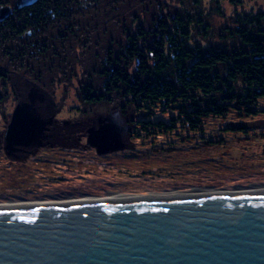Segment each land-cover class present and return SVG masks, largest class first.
<instances>
[{"label":"trees","instance_id":"16d2710c","mask_svg":"<svg viewBox=\"0 0 264 264\" xmlns=\"http://www.w3.org/2000/svg\"><path fill=\"white\" fill-rule=\"evenodd\" d=\"M6 2L12 0H0V5ZM189 7L167 0H30L19 5L0 16V100L8 95L10 74L44 88L64 77L66 86L76 79L81 104L114 102L120 112H129L131 130L137 128L139 138L173 135L182 142L194 140L196 150L225 142L227 133L244 135V120L264 115V9L235 13L232 23L221 28L223 44L203 45L193 39L194 31L207 36L211 23L207 14H194ZM209 121H223L214 136L206 132ZM20 200L28 199L0 202Z\"/></svg>","mask_w":264,"mask_h":264},{"label":"rangeland","instance_id":"374dc122","mask_svg":"<svg viewBox=\"0 0 264 264\" xmlns=\"http://www.w3.org/2000/svg\"><path fill=\"white\" fill-rule=\"evenodd\" d=\"M167 1L207 14L208 35L194 31L193 37L203 45H222L221 28L232 23L235 13L264 9V0ZM9 77L8 95L0 100V200L42 202L39 198L50 195L75 197L76 191L103 195L102 189L148 195L150 190L195 184L221 191L246 184L264 187V115L245 119L244 135L227 133L223 143L192 150L194 140L135 136L129 112H120L117 103L81 104L73 87L76 79L66 86L61 77L54 87L44 88L17 75ZM221 123L209 121L207 134L216 135Z\"/></svg>","mask_w":264,"mask_h":264},{"label":"water","instance_id":"95a60500","mask_svg":"<svg viewBox=\"0 0 264 264\" xmlns=\"http://www.w3.org/2000/svg\"><path fill=\"white\" fill-rule=\"evenodd\" d=\"M153 196L0 205V264H264V189Z\"/></svg>","mask_w":264,"mask_h":264},{"label":"bare ground","instance_id":"6f19581e","mask_svg":"<svg viewBox=\"0 0 264 264\" xmlns=\"http://www.w3.org/2000/svg\"><path fill=\"white\" fill-rule=\"evenodd\" d=\"M250 189H264V187L261 188H255V187H246L245 189H240V190H250ZM234 191V190H231ZM209 193V192H222L221 190L217 189H210L206 190L203 189L201 191H193L189 188H184L181 190H174V191H162V192H149L148 195H143V194H138V195H133L134 193H116L111 191L107 192L106 194L103 195H98V196H93V195H81V196H75V197H65V198H60V199H54L51 200L49 198L43 199L42 202H37V201H13L9 203H0V205H16V204H36V203H56V202H76V201H96V200H116V199H130V198H143V197H153L156 196H164L166 195H182V194H195V193ZM57 200V201H55Z\"/></svg>","mask_w":264,"mask_h":264},{"label":"flooded vegetation","instance_id":"af4514ba","mask_svg":"<svg viewBox=\"0 0 264 264\" xmlns=\"http://www.w3.org/2000/svg\"><path fill=\"white\" fill-rule=\"evenodd\" d=\"M16 7H17V0H12L11 3H8V2L3 3L0 5V13L2 11L4 12V10H7V12H5V15H9L14 11V8H16Z\"/></svg>","mask_w":264,"mask_h":264}]
</instances>
